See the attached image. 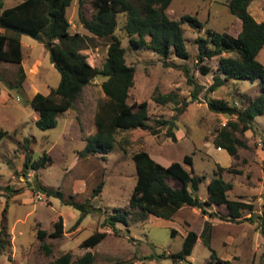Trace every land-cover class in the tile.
<instances>
[{
  "label": "rangeland",
  "instance_id": "374dc122",
  "mask_svg": "<svg viewBox=\"0 0 264 264\" xmlns=\"http://www.w3.org/2000/svg\"><path fill=\"white\" fill-rule=\"evenodd\" d=\"M16 1L5 0L4 6ZM227 1L171 0L167 8L170 17L179 18L188 13L204 25L196 29L187 22L181 23L190 55L180 58L171 52L166 61L149 48L132 47L123 28L125 12L117 13L115 34L126 48L127 63L135 66L128 101L132 104L146 101L149 122L158 128V132L141 127L118 130L115 145L108 153H81L86 136L96 129L94 115L98 102L105 98L101 86L104 76L92 77L73 106L57 115L54 126L39 128L35 123L38 113L30 99L36 91L48 93L56 86L59 71L50 60L44 43L21 33L23 57L20 64L25 71L24 80L16 84L18 62L0 60V128L7 131L0 139V228L5 227L8 243L0 251V264H49L66 251L71 253L70 264H77L76 258L87 250L94 255L91 264H204L209 260L211 250L202 237L186 258L174 261L167 255L181 248L188 229L200 232L206 220L209 222L203 238L209 241L219 258L227 259L229 264L263 262L264 112L255 116L250 129L239 134L245 145L239 146L238 156L234 157L225 148L216 146L213 139L217 130L236 116L214 111L208 106V99L212 97L244 106L257 95L259 85L257 79H231L212 90L210 85L217 57L197 59L196 37L205 35L206 28L237 33L233 21L238 17L230 11ZM78 3V0H72L67 7L69 30L92 36L79 19ZM256 4L257 20L264 19V0H249V11L255 13ZM83 10L87 16L91 15L94 10L92 0H85ZM93 41L95 45L81 51L91 65L101 66L108 39L93 36ZM257 58L264 63V45ZM201 64L212 69L203 73ZM188 75L192 76V81ZM160 93H171L174 99L161 103L154 99V95ZM183 99L187 104L178 113ZM172 117L175 138L169 135L168 124L157 122V119ZM25 136L29 137L31 161L46 151L51 157L50 163L37 169H24ZM139 149L148 151L162 164L177 160L192 174L203 176L197 192L200 197L207 196V183L216 174L218 164L234 166L240 171L222 172V176L233 183L228 196L252 202L253 211L245 209L241 218L230 220L210 213L217 212L215 206H207L202 211L183 205L171 218L153 214L141 218L132 210L127 223L118 221L113 227L107 218L117 210L128 208L136 180L131 154ZM186 154L191 155V163L184 161ZM36 182L60 188L66 197L72 194L77 200L90 198L96 209L76 223L80 210L63 203L57 196L44 194L37 189ZM100 182V192L93 195V188ZM5 185L16 190L11 192ZM60 216L63 234L53 237L49 232ZM38 228L48 233L44 238L50 247L48 253L41 246ZM172 229L176 232L172 233ZM96 230H104L106 235L93 246H82L81 242Z\"/></svg>",
  "mask_w": 264,
  "mask_h": 264
},
{
  "label": "trees",
  "instance_id": "16d2710c",
  "mask_svg": "<svg viewBox=\"0 0 264 264\" xmlns=\"http://www.w3.org/2000/svg\"><path fill=\"white\" fill-rule=\"evenodd\" d=\"M4 1L0 0V60L19 63L16 84H20L25 78L24 68L20 64L23 57L21 33H27L43 42L50 60L59 71L56 86L51 87L48 93L36 91L30 99V104L38 113L35 123L39 128L54 126L57 115L73 106L84 85L92 77L102 75L104 79L101 86L105 98L98 102L94 115L96 129L86 136L81 153L85 155L93 152H110L115 145L118 130L141 127L153 133L158 132V128L149 122L146 101L142 100L137 104L128 101L130 88L134 84L135 66L127 63L126 48L121 38L115 34L117 13L125 12L123 28L129 37L130 45L149 48L159 54L164 61L171 52L180 58L189 57L181 23L187 22L191 27L199 29L204 25L201 20L188 13L181 14L179 18L170 17L167 8L171 0H92L94 10L90 16L83 10L85 0H78V16L84 27L92 33V36H89L69 30L66 10L72 0H18L9 6H4ZM227 4L230 11L241 19V30L233 35L227 31L206 28L205 35L199 34L196 37L197 59L217 57L213 82L210 85L212 90L231 79L247 78L251 81L257 79L258 93L244 106L229 104L220 97L208 99V106L212 110L236 116L235 119H228L217 130L213 142L237 157L239 146L245 145V140L239 134L250 129L255 116L264 112V63L257 58L264 45V19L258 21L251 14L248 9L249 0H228ZM93 36L108 39L106 57L101 66L91 65L81 51L84 47L95 45ZM200 69L207 73L212 67L201 64ZM185 70L188 71L187 68ZM188 78L190 81L193 80L191 75H188ZM193 96L196 97L195 92ZM154 99L165 103L174 98L171 93H160L154 95ZM186 104L187 101L183 99V106L177 108L178 113L184 110ZM173 119L174 117L157 119V122L159 125L168 124L169 135L175 138L172 130ZM6 133L5 129L0 128V139ZM23 142L26 149L24 169L26 167L37 169L50 163L51 157L46 151L31 161L29 137L25 136ZM131 157L135 163L136 180L128 199V208L117 210L107 218L113 227L118 221L127 223L128 214L132 210L138 212L141 218L148 214L171 218L183 205L196 206L205 211L207 206L215 204L217 212L210 213L230 220L241 218L245 209L253 211L252 202L228 196L233 183L225 179L222 172L240 171L234 166L218 164L216 174L207 183V196L201 199L197 192L203 176L192 174L181 162L174 160L166 165L162 164L144 149L132 152ZM184 161L191 163V155L186 154ZM36 186L44 194L57 196L63 203L79 209L80 214L76 223L96 209L90 198L77 200L72 194L66 197L60 188L49 187L41 182H36ZM5 187L11 192L16 190L10 185ZM100 190L101 182L93 188L92 194H97ZM261 217L264 219L263 215ZM207 223L208 221H205L199 233L194 229H188L181 248L167 256L172 257L174 261L186 258L191 254L197 239L202 237L211 250L210 258L204 264H229L227 259L219 258L209 241L203 238L207 231ZM5 232V227H1L0 251L8 244ZM174 232L176 229H172V233ZM47 234L45 229H37V236L42 241L41 246L48 253L50 247L44 242ZM62 234L63 220L60 216L54 221V227L49 235L58 237ZM105 235L104 230L93 231L81 245L93 246ZM93 258V253L87 250L75 261L77 264H91ZM70 263L69 251L57 255L49 262ZM260 264H264V253L263 262Z\"/></svg>",
  "mask_w": 264,
  "mask_h": 264
},
{
  "label": "crops",
  "instance_id": "0c3cea01",
  "mask_svg": "<svg viewBox=\"0 0 264 264\" xmlns=\"http://www.w3.org/2000/svg\"><path fill=\"white\" fill-rule=\"evenodd\" d=\"M263 3V2H262ZM262 8H263V6H262ZM254 17H255V19L257 20V4H256V7H255V13H253L252 14ZM238 17V16H237ZM260 20H263V19H260ZM260 20H258V21H260ZM234 25H235V27L237 28V33L241 30V27H242V21H241V19L238 17V18H236L234 21ZM229 33V32H228ZM236 33V34H237ZM236 34H233V35H236ZM261 50V49H260ZM201 199H204V198H206V197H200ZM211 206H215V208L217 207L215 204H212ZM192 207H196V206H192ZM181 208V207H180ZM199 208V207H198ZM211 210V209H210ZM214 212H216V211H214ZM206 221H208L209 222V220H206ZM204 227V226H203ZM187 232V231H186ZM199 233V232H198ZM186 234V233H185ZM200 238V237H199ZM198 238V239H199ZM197 239V240H198Z\"/></svg>",
  "mask_w": 264,
  "mask_h": 264
}]
</instances>
